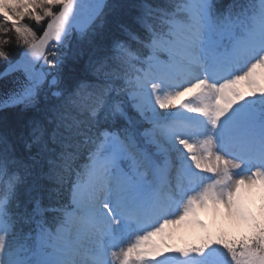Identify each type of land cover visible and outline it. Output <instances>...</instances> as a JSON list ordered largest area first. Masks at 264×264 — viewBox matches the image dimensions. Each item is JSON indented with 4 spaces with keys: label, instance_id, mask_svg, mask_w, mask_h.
Here are the masks:
<instances>
[{
    "label": "snow or ice",
    "instance_id": "snow-or-ice-1",
    "mask_svg": "<svg viewBox=\"0 0 264 264\" xmlns=\"http://www.w3.org/2000/svg\"><path fill=\"white\" fill-rule=\"evenodd\" d=\"M106 7L0 0V79L23 75L0 108L59 101L33 122L47 171L23 208L29 166L0 135V264H264V0L131 5L98 83L65 84L62 49Z\"/></svg>",
    "mask_w": 264,
    "mask_h": 264
},
{
    "label": "trees",
    "instance_id": "trees-1",
    "mask_svg": "<svg viewBox=\"0 0 264 264\" xmlns=\"http://www.w3.org/2000/svg\"><path fill=\"white\" fill-rule=\"evenodd\" d=\"M144 2L157 3L159 0H108L105 8L103 23L96 21L90 32V39L80 40L79 50L75 57L69 55V47L62 49L65 53V61L61 69L62 80L65 84L76 85L79 82L88 84L98 83V78L89 70V65L102 57L111 47L114 39H124L120 25L128 23L139 9L131 7ZM221 5L231 3V0H217ZM72 41L76 35L72 33ZM21 49L13 48L11 55L15 59ZM6 62L0 60V71ZM59 103L56 97L51 95L47 88L41 93L40 104L36 107L15 106L0 110V135L6 136L12 145L14 154L23 161L27 169H19L22 182L18 185L17 199L20 207L28 204V189L33 179L41 172L47 171L46 157L41 153L40 147L33 145L30 149L26 144L30 140L33 122L43 121L44 112ZM123 121L119 122L121 125ZM49 147L55 151L58 145L50 144ZM48 184V181L42 180ZM30 207V205H28ZM27 231V229H25Z\"/></svg>",
    "mask_w": 264,
    "mask_h": 264
},
{
    "label": "water",
    "instance_id": "water-1",
    "mask_svg": "<svg viewBox=\"0 0 264 264\" xmlns=\"http://www.w3.org/2000/svg\"><path fill=\"white\" fill-rule=\"evenodd\" d=\"M107 1L108 0H106V2ZM18 58H19V55L15 59H18ZM5 68L6 66L0 72H3ZM22 82H23V75L20 72L10 73L6 78L0 79V100L5 99L6 96L11 91H13L15 88H17ZM7 108H12V107H7ZM2 109H5V108H0V110Z\"/></svg>",
    "mask_w": 264,
    "mask_h": 264
},
{
    "label": "rangeland",
    "instance_id": "rangeland-1",
    "mask_svg": "<svg viewBox=\"0 0 264 264\" xmlns=\"http://www.w3.org/2000/svg\"><path fill=\"white\" fill-rule=\"evenodd\" d=\"M76 37L71 41L70 38L73 36L72 34L70 35L68 41H67V45L69 47V55L71 57H75L78 50H79V43H80V39L78 36V33L74 32ZM72 39V38H71ZM197 235V231L196 230H185L181 233V237L183 238H194Z\"/></svg>",
    "mask_w": 264,
    "mask_h": 264
},
{
    "label": "bare ground",
    "instance_id": "bare-ground-1",
    "mask_svg": "<svg viewBox=\"0 0 264 264\" xmlns=\"http://www.w3.org/2000/svg\"><path fill=\"white\" fill-rule=\"evenodd\" d=\"M188 231H190V230H188Z\"/></svg>",
    "mask_w": 264,
    "mask_h": 264
}]
</instances>
